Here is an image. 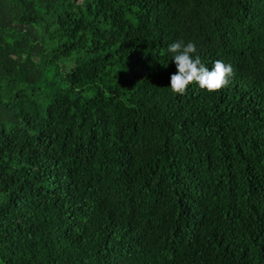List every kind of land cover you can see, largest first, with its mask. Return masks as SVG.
Listing matches in <instances>:
<instances>
[{
  "label": "trees",
  "instance_id": "1",
  "mask_svg": "<svg viewBox=\"0 0 264 264\" xmlns=\"http://www.w3.org/2000/svg\"><path fill=\"white\" fill-rule=\"evenodd\" d=\"M0 264H264V0H0Z\"/></svg>",
  "mask_w": 264,
  "mask_h": 264
},
{
  "label": "clouds",
  "instance_id": "2",
  "mask_svg": "<svg viewBox=\"0 0 264 264\" xmlns=\"http://www.w3.org/2000/svg\"><path fill=\"white\" fill-rule=\"evenodd\" d=\"M166 55L171 57L176 68L168 88L177 94H183L193 84L208 92L220 90L228 86L234 74L233 65L223 60L215 61L211 68L207 67L192 41L175 40L167 46Z\"/></svg>",
  "mask_w": 264,
  "mask_h": 264
}]
</instances>
